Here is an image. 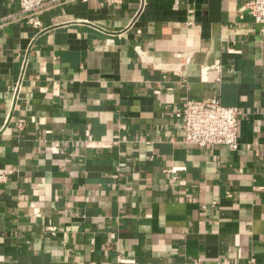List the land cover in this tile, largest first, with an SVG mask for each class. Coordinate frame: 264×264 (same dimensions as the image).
<instances>
[{
	"label": "crops",
	"instance_id": "obj_1",
	"mask_svg": "<svg viewBox=\"0 0 264 264\" xmlns=\"http://www.w3.org/2000/svg\"><path fill=\"white\" fill-rule=\"evenodd\" d=\"M250 1L74 0L34 26L0 0V264H264ZM214 96L240 108L237 150L184 142L179 108Z\"/></svg>",
	"mask_w": 264,
	"mask_h": 264
},
{
	"label": "built area",
	"instance_id": "obj_2",
	"mask_svg": "<svg viewBox=\"0 0 264 264\" xmlns=\"http://www.w3.org/2000/svg\"><path fill=\"white\" fill-rule=\"evenodd\" d=\"M74 0H19L20 11L15 18L24 19L34 26H40L38 14L50 4H62ZM111 3H120L123 0H109ZM243 10H248L254 16L256 24L261 26L264 33V0H251ZM13 15L8 16L9 21ZM14 19V18H13ZM5 21H0V27ZM2 48L0 47V57ZM30 63L29 54H25L21 61V72L18 80L13 85V95L15 99L20 98V93L24 87L26 71ZM220 70V63L211 66ZM210 67V68H211ZM209 68V67H208ZM182 119L184 132V142L195 147L203 148L207 146L225 145L232 150L240 147L239 141V115L238 106H228L221 102L218 96L209 98H188L184 101L177 113ZM185 167H173L171 170L177 171ZM11 170L0 166V184L8 181ZM182 264H242L240 262L228 261H206L201 258H194L184 261ZM247 264H254L250 260Z\"/></svg>",
	"mask_w": 264,
	"mask_h": 264
}]
</instances>
